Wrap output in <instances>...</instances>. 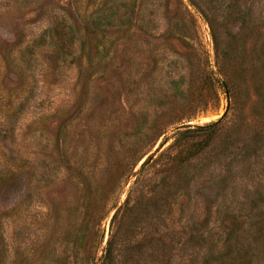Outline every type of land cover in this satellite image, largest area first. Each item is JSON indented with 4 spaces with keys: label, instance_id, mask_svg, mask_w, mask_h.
Segmentation results:
<instances>
[{
    "label": "rangeland",
    "instance_id": "1",
    "mask_svg": "<svg viewBox=\"0 0 264 264\" xmlns=\"http://www.w3.org/2000/svg\"><path fill=\"white\" fill-rule=\"evenodd\" d=\"M0 264H264V0H0Z\"/></svg>",
    "mask_w": 264,
    "mask_h": 264
},
{
    "label": "trees",
    "instance_id": "2",
    "mask_svg": "<svg viewBox=\"0 0 264 264\" xmlns=\"http://www.w3.org/2000/svg\"><path fill=\"white\" fill-rule=\"evenodd\" d=\"M215 125V123H212V124H209V125H207V126H205V127H213ZM205 127H197V129H203V128H205Z\"/></svg>",
    "mask_w": 264,
    "mask_h": 264
}]
</instances>
